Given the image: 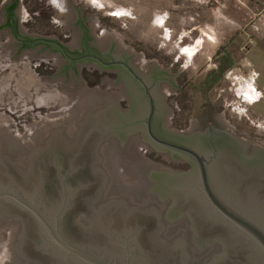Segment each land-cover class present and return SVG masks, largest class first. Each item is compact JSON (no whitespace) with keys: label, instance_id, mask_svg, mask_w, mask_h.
I'll return each instance as SVG.
<instances>
[{"label":"water","instance_id":"95a60500","mask_svg":"<svg viewBox=\"0 0 264 264\" xmlns=\"http://www.w3.org/2000/svg\"><path fill=\"white\" fill-rule=\"evenodd\" d=\"M17 2L0 10V28H10L19 49L60 53L67 64L53 76L67 78L70 68L77 76L84 62L117 70L132 104L123 110L111 102L45 125L18 151L0 131V259L264 264V148L231 132L209 107L190 131H172L162 89L178 85L174 74L159 66L142 72L133 64L142 53H115L114 39L106 51L92 46L87 24L95 13L84 18L71 0L80 50L20 34Z\"/></svg>","mask_w":264,"mask_h":264},{"label":"rangeland","instance_id":"374dc122","mask_svg":"<svg viewBox=\"0 0 264 264\" xmlns=\"http://www.w3.org/2000/svg\"><path fill=\"white\" fill-rule=\"evenodd\" d=\"M8 1L0 0V10ZM71 1L82 8L85 17L95 13L89 26L96 29L100 42L113 38L121 46L141 52L137 62L144 66L160 59L182 64L186 77L192 78L213 65L211 58L216 54L212 53L220 46L236 59L244 52V77L235 69V76L244 78L240 86L229 90L226 84L232 76L226 73L210 91H201L200 100L212 102L214 117L231 132L264 147L263 5L253 10L236 0L230 4L227 0ZM13 12L18 30L24 34H67L70 27L71 32L76 31L72 26L76 14L69 0H18ZM5 20L0 14V26ZM9 31V27L0 28V131L8 132L13 149L18 151V147H27L46 120L55 123L79 118L97 107L96 99L104 101L107 97L92 87L53 76L57 65L54 53L19 49ZM104 84L110 85V81ZM187 94L190 101L200 93L189 89ZM192 103L184 101L179 106L191 118H165L167 123L183 131L195 127L199 112ZM51 113L52 120L46 119Z\"/></svg>","mask_w":264,"mask_h":264},{"label":"flooded vegetation","instance_id":"af4514ba","mask_svg":"<svg viewBox=\"0 0 264 264\" xmlns=\"http://www.w3.org/2000/svg\"><path fill=\"white\" fill-rule=\"evenodd\" d=\"M79 9L82 12V8L79 7ZM76 14V12H75ZM83 14V12H82ZM84 16V14H83ZM77 17V14H76ZM75 17V20H76ZM84 18H86L84 16ZM75 22V21H74ZM17 23V21H16ZM88 27L93 31L94 33V38H93V44L92 46L98 48L101 51H106L110 48V42L113 38L104 40V42H100L99 39H97V35L95 30L91 26H89V23L87 24ZM73 26V23H72ZM18 27V25H17ZM74 27V26H73ZM75 28V27H74ZM18 29V28H17ZM69 33H55L53 35H40L38 33H22L18 30V33L24 34V35H30V36H43V37H48V38H54L60 41L61 43L68 45L70 49H79L80 50V41H81V36H82V31L79 27H76V31L71 32V27L67 30ZM115 40V39H114ZM117 45H116V50L115 53L120 52L123 49H129L128 47H123L120 45V43L115 40ZM18 45L20 46L19 42ZM18 46V47H19ZM43 48V45H38L35 46L34 49L31 50L32 53H39ZM243 51H245V47H242ZM49 53V49L46 50ZM54 53V57L56 58L57 65L55 68L54 75L59 74L60 71L62 70L63 65L67 64V59L63 58L60 53ZM243 53L239 54L240 56L236 59L232 53L229 51H225L224 46H220L218 50L216 51V55H212V66L210 68H207L206 71L204 69L199 70V73H196L195 76L192 78H187L184 70H182V64H173V63H167L166 61L164 62L163 60H151L146 66L143 65V63L139 64L137 62V57L134 59L133 64L139 68L142 72L147 73L149 70H151L154 66H159L172 74H174L178 80V85L172 86L170 84H164L163 85V96L164 100L167 106V114L165 118H191L192 116L185 115L183 108L179 107L181 104L184 103V101H187L192 103V106L196 107L198 106V112L202 110L204 107H209L214 113L215 109L213 108L212 102L207 99V100H200V96L202 95L201 91H210L215 84H218L219 82L222 81V77L226 74L229 73L231 74L232 80L229 81L226 85L229 90H236V85L241 84L242 81H244V78L240 80V77L235 76V69L238 70L237 74H242L244 77V63L241 62L243 59ZM146 58V57H145ZM162 61V62H161ZM179 61L176 60V63ZM147 63V62H146ZM167 64V65H166ZM175 66H178L179 68L175 70ZM186 68V67H185ZM205 68V67H202ZM204 70V71H203ZM116 72L117 70L114 69H105L101 68L98 64L95 62H84L80 65H78V73L77 76L70 68L67 78L65 74H60L58 77H60L64 82H67L69 80H73L77 82L78 84H83L89 88H93L96 90V93L102 94L103 96L107 97L106 100H101L102 98L96 99L95 102H97V107L99 106H104L108 103H115L118 104L119 107L123 110H131V104H132V99L129 96L126 88V83L125 82H118L116 83ZM198 79V80H197ZM197 80V82H195ZM107 81H110V85H105L104 83H107ZM224 88V87H223ZM189 89H193L200 93L197 96H193L192 99L189 101L188 100V91ZM200 90V91H199ZM95 93V94H96ZM236 95H238L236 93ZM221 96V95H219ZM233 100V99H232ZM182 106V105H181ZM199 114L195 116V118H198ZM165 124L174 132L177 133H185L187 131H183L180 129H175L170 126V124L167 123V119H165ZM242 138V137H241ZM244 139V138H243ZM263 147V146H261ZM264 148V147H263Z\"/></svg>","mask_w":264,"mask_h":264},{"label":"crops","instance_id":"0c3cea01","mask_svg":"<svg viewBox=\"0 0 264 264\" xmlns=\"http://www.w3.org/2000/svg\"><path fill=\"white\" fill-rule=\"evenodd\" d=\"M230 0H227V3H229ZM246 4L248 6V8H252L253 10L255 9H258L259 6L263 5L264 6V2L262 0H246ZM235 5V4H234ZM215 53H216V50H214ZM215 53H212V54H215Z\"/></svg>","mask_w":264,"mask_h":264},{"label":"built area","instance_id":"2783aa9c","mask_svg":"<svg viewBox=\"0 0 264 264\" xmlns=\"http://www.w3.org/2000/svg\"><path fill=\"white\" fill-rule=\"evenodd\" d=\"M238 2L239 5L241 6H247L246 4V0H236ZM264 2V0H262Z\"/></svg>","mask_w":264,"mask_h":264},{"label":"bare ground","instance_id":"6f19581e","mask_svg":"<svg viewBox=\"0 0 264 264\" xmlns=\"http://www.w3.org/2000/svg\"><path fill=\"white\" fill-rule=\"evenodd\" d=\"M100 107V106H99ZM50 120H52V119H50ZM46 122H48L47 120H46ZM50 122V121H49ZM45 124V123H44ZM56 124V122L55 123H48V124H46V126H51V125H55ZM42 127H43V125H42ZM37 128H39V127H37ZM38 130H36V132H37Z\"/></svg>","mask_w":264,"mask_h":264},{"label":"clouds","instance_id":"9594fccd","mask_svg":"<svg viewBox=\"0 0 264 264\" xmlns=\"http://www.w3.org/2000/svg\"><path fill=\"white\" fill-rule=\"evenodd\" d=\"M0 264H5V260L4 259H0Z\"/></svg>","mask_w":264,"mask_h":264}]
</instances>
